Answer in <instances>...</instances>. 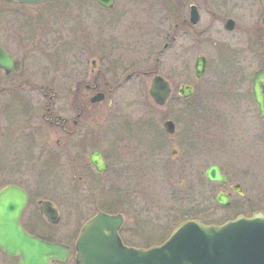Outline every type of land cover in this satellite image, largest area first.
Listing matches in <instances>:
<instances>
[{"label":"rangeland","instance_id":"rangeland-1","mask_svg":"<svg viewBox=\"0 0 264 264\" xmlns=\"http://www.w3.org/2000/svg\"><path fill=\"white\" fill-rule=\"evenodd\" d=\"M196 2L204 3V0ZM173 3L174 0H115L113 7L106 8L96 0H49L34 5L0 0V45L16 62L9 79L1 82L3 73L0 72V102L6 103L9 99L7 88L11 87L14 77H18L15 81L23 82L21 92L32 89L30 81L35 86L31 92L34 93L36 130L45 134L43 139L56 138L53 131L40 129L39 126H44L41 114L45 105L54 103L55 108L60 109L66 101L64 83L67 81L62 79L64 53L75 49L76 45H98L99 51L94 52L98 60H122L123 57L128 63L141 59L142 54L146 62L143 69L156 68L162 75L187 79L195 87L187 109L170 104L158 109L143 94L119 96L115 102L129 124L115 132V140L119 141L114 146L116 176L105 179L117 203L98 208L123 213L128 233L139 234L136 229L139 227L143 240L139 242L134 238L137 243H133L143 248L161 243L184 220L201 218L209 224H221L235 216L234 207L216 204L219 188L215 184L208 185L209 207L192 205L190 189L199 181L194 180V174L203 172L209 163L208 158L202 156L205 150L214 148L210 152L211 162L221 163L231 173L230 180L239 181L248 193L259 194L260 203H264V160H258L261 169L248 163L245 145L238 136L240 122L234 106L235 93L243 91L237 90L238 78L251 76L264 65V30L255 34L254 29L264 14V0H242L240 9L230 13L236 23L232 32L224 31L225 16L219 8H212L206 14L211 28L205 38L196 36L195 45L170 41L177 16ZM179 37V43L189 41L186 32H181ZM164 43H168L167 48H163ZM128 50L131 57L125 56ZM200 53L207 56V67L202 77L196 79L193 63ZM146 84L148 86L149 79ZM71 87L73 90L74 86ZM121 98H132L131 104L123 108L127 100ZM107 101L100 108L106 107ZM141 117L149 118L151 126L138 127ZM167 118L175 123L172 135L162 126ZM155 124L163 132L157 130ZM191 150L196 151L195 159L189 158ZM1 165H8L7 159L0 158ZM242 168L249 169L252 176L240 177L238 170ZM23 171L28 172V166ZM10 181H13L11 177L0 178V188ZM46 183V190L51 191L54 186L56 195L45 193L42 198H51L60 206V221L54 227L53 240L72 242L96 207L78 205L68 185L75 186V179L66 180L56 171L47 177ZM31 208L27 207L26 212ZM1 257L4 258L0 254Z\"/></svg>","mask_w":264,"mask_h":264},{"label":"flooded vegetation","instance_id":"flooded-vegetation-1","mask_svg":"<svg viewBox=\"0 0 264 264\" xmlns=\"http://www.w3.org/2000/svg\"><path fill=\"white\" fill-rule=\"evenodd\" d=\"M196 1L174 0L172 9L175 10L174 13L177 16L173 31L170 34V41L173 44L178 42V45H195L197 35H199V39L205 38V34L211 28L208 15L206 14L212 8H219V12L225 16L222 25L224 31L232 32L235 29L236 23L230 13L240 9L242 0H209V2L208 0H204V3ZM185 14L187 15L186 18H184ZM263 18L264 14L260 18V23L255 24V34L264 30ZM228 20L233 21L231 29L226 27ZM181 32L187 33L189 38L187 43L185 41L179 43ZM247 46L250 47L251 45ZM167 47L168 43H164L163 48ZM96 50H98V45L97 47L95 45H76L75 49L64 53L63 66L65 70L62 73V79L67 81L64 83L66 101L64 100L65 102H63L64 104H62L63 106L60 109H56L54 103L48 104L52 105L51 107L45 105L44 112L41 114L44 126H39L40 129L44 128L45 131H53L56 134V138L53 141L52 139H43L45 134L42 135V131L36 130L34 93L31 92L35 86L30 81L28 83L32 89L21 92L19 89L23 86V82L15 81L18 77H14L11 87L7 88L9 99L5 101L6 103L0 102V158L2 161L6 159L8 161V165L0 166V178L11 177V180H13L5 183L0 190L5 186L14 185L21 188L27 194V203L21 213L20 224L28 233L42 240L61 243L69 247L67 261L65 263L54 261V264H76L75 242L83 225L97 212L102 211L98 207H111L117 203V197L111 193L106 180L109 177L116 176L114 146L119 141L115 140V132L117 128H126L129 124L127 120L125 122L122 118L123 114L116 107V99L119 96L126 97L131 94L141 96L143 94L158 109H163L169 104L177 107L181 105L183 109H187L195 93V87L187 79L181 80L179 76L170 77L162 75L156 68L143 69V62H146L143 61L142 54L139 55L141 59L126 63L123 61V57L122 60H98L96 59L97 55L94 54ZM125 56L131 57L130 50L126 52ZM199 56L204 57V70L200 77H195L194 65ZM83 57H86V59ZM156 59L158 60L159 57ZM15 65L16 62L14 61L13 70L9 74H5L4 70L0 68V72L3 73L1 82L11 77ZM206 67L207 56L202 53L198 54L193 63L194 78H201ZM260 68H264V65L255 69L251 76H241L238 78L240 86L237 90L243 91L235 93L234 97L236 101L234 102V106L236 105L240 122L238 136L245 145L248 163L257 165L261 169L262 167L258 165L260 163L258 160H264V120L259 113L258 105L254 101L252 93L253 74ZM156 75L165 78L170 86V94L163 105L155 104L148 94L152 78ZM148 79L149 84L147 86L146 82ZM72 85L74 86L73 90ZM182 85H188L192 88L191 95L183 97L179 93L178 89ZM46 94L44 90L43 95L46 96ZM99 94H102V98L100 100H93ZM52 98L53 95L50 96V99ZM121 99L127 100V98ZM106 100H108L107 106L100 108V105ZM131 100L132 98L128 99L123 108H126V105L129 106ZM117 110H119V113ZM170 112L172 110H169ZM21 117H23V121L20 119ZM161 118L163 119V116ZM165 120L171 119L167 118ZM171 121L173 122V120ZM163 123L162 126L165 132L172 135L175 132V123L173 122L174 131L172 133L166 131ZM149 126H151L150 119L141 117L138 127L144 129ZM155 128L160 130L156 124ZM3 140L4 143L2 142ZM211 149L205 150L202 155L203 157L205 155L204 158L207 157L209 161L204 171H198L194 174V180L199 181L195 182L194 187L190 189L193 207H209L211 203V191L208 185L215 184L219 188L215 195L216 204L222 207L235 208V216L225 221L234 219L239 215L251 217L258 212L264 215V203H260L259 194L248 193L239 181L234 182L230 180L231 173L221 163L217 161L211 162ZM122 151H125V149ZM122 151L120 153H123ZM175 152V150L172 151L173 154ZM195 156L196 151L191 150L189 158L193 157L195 159ZM92 157L98 158L100 166H96L93 163ZM27 166L29 171H23ZM37 166L38 169H36ZM211 166H217L219 174L225 178L223 183L213 182L206 177V170ZM56 171L66 178V180H76L75 186L72 184L68 185L73 193H75L78 205L82 207H96L95 213L85 221L72 242H64L61 239L53 240L52 235L56 231L54 227L60 221L58 208L60 206L51 198H42V195L45 193H56L54 192V186L50 188L52 192L46 190L45 187L47 185V177H51ZM238 172L239 175L241 174L240 177L249 175L250 178L252 176L249 173V169L242 168ZM105 185L108 188H104ZM220 194L227 198L228 204L224 205L217 202V197ZM44 201L50 202L57 209L59 214L57 223L49 222L40 212L41 203ZM27 207L33 208L29 212H26ZM25 213L29 214L24 218ZM118 214L123 216V222L118 229V235L122 244L127 247L143 249L142 245L135 244L137 241L134 239L138 238L139 242H142L143 231L136 226V229H139V234L128 233L125 215L121 212H118ZM129 218L132 217L130 216ZM194 219L207 223L201 218ZM0 254L4 257L0 258V264H8V262L17 264L19 261L18 257H10L1 250Z\"/></svg>","mask_w":264,"mask_h":264},{"label":"water","instance_id":"water-1","mask_svg":"<svg viewBox=\"0 0 264 264\" xmlns=\"http://www.w3.org/2000/svg\"><path fill=\"white\" fill-rule=\"evenodd\" d=\"M23 4H36L47 0H5ZM99 5L111 8L114 0H96ZM264 23V18H263ZM233 21L226 27L231 29ZM204 57L195 61V77L204 70ZM14 60L0 46V68L9 74ZM264 68L253 74L252 93L264 120ZM183 97L192 93V88L182 85L178 89ZM148 94L157 105H163L170 94L169 82L160 75L152 78ZM102 94L93 100H100ZM168 133L174 131L171 120L164 121ZM96 166L98 158L92 157ZM206 177L218 183L225 178L217 166L206 170ZM220 204H228L227 198L217 197ZM27 203V194L14 185L0 190V250L10 257H18L17 264L65 263L69 247L57 242H48L28 233L20 224V216ZM40 212L51 223H57L59 214L50 202H42ZM123 222L121 214L97 212L89 219L75 242L76 264H264V215L261 212L251 217L237 216L222 224H205L188 219L179 223L161 244L148 248L124 246L118 235Z\"/></svg>","mask_w":264,"mask_h":264},{"label":"trees","instance_id":"trees-1","mask_svg":"<svg viewBox=\"0 0 264 264\" xmlns=\"http://www.w3.org/2000/svg\"><path fill=\"white\" fill-rule=\"evenodd\" d=\"M108 208V207H107ZM103 209V208H102ZM105 210V209H104ZM105 212H108V210H105Z\"/></svg>","mask_w":264,"mask_h":264}]
</instances>
